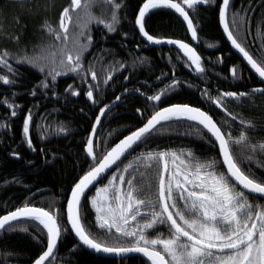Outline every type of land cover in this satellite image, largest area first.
<instances>
[{
    "label": "snow or ice",
    "instance_id": "1",
    "mask_svg": "<svg viewBox=\"0 0 264 264\" xmlns=\"http://www.w3.org/2000/svg\"><path fill=\"white\" fill-rule=\"evenodd\" d=\"M216 2L217 0H143L138 13L135 14V25L147 42H166L178 46L187 62L193 65L197 72L203 73L205 69L202 57L196 48L182 39L149 34L146 27L151 10L162 7L174 9L186 22L192 40H197L198 28L189 10L195 11L200 6ZM233 5L234 0H222L219 3V25L222 26L228 41L242 54L251 69L264 79V59L254 56L241 40L242 33L251 34L250 8H233ZM98 7L99 14L96 11ZM126 7L125 0H70V4L60 12L57 24L54 25L45 18L40 25L51 38L48 44L40 46V54H36V46H33L30 54L28 45L21 44L25 25H20L19 17L14 18L17 28L12 31L0 24V41L8 40L17 45L15 50L0 47V66L6 69V72L0 74V86L12 89L13 97L17 95L14 89L19 83L17 77L22 74L15 65L9 63L10 60L30 65L40 73H46L44 78L37 82L40 89L50 87L48 76L55 82L57 76L66 73L76 74L82 83H87L86 77L89 75L93 81H98L97 60H89L85 66V54L94 44L92 27L100 25L106 33H115L122 19L121 12ZM105 11L107 14H104ZM256 30L258 33L264 31V16L258 18ZM123 35L127 36V33ZM258 55L264 56V45L258 50ZM93 56L96 54L93 53ZM97 59L102 60L103 57ZM117 63L119 68L125 67L123 62L101 65L100 70L106 72L102 83L107 84L113 78ZM230 71L233 79L241 78L237 66H232ZM37 85L33 86L30 95H36ZM171 86H178L175 79L168 87ZM94 89L103 91L99 83L89 84L85 94L90 101L97 103L94 99ZM65 91L71 95H79L74 84L68 85ZM164 91L165 89H162L148 99L160 101ZM256 93L264 95V87L253 88L250 92L225 91L221 93L220 98H209L217 106L223 107L228 116L237 119L236 114L224 106V102L229 99L239 100ZM52 94L56 95L54 91ZM119 99L117 96L116 100ZM9 100L10 98L5 96L2 102L10 109V115L15 117L19 115V105L14 100ZM109 107V104H104L99 109L100 114L92 125V134L100 123L101 115ZM182 118L198 122V125L214 138L222 157L223 169L226 171L219 166L215 157L200 160L191 150H182L180 155L172 150H149L146 153L142 151L133 157L134 162L143 161L146 169L153 162L161 165L157 170L158 184L155 187V195L152 194L150 182L145 187V173L141 172L139 167H134L133 161L124 164L123 168L117 167L109 177L108 183L95 187L96 194L89 198L91 207L95 210L98 229L97 232L91 231L90 226L85 223L82 203L85 190L90 185L95 186L94 182L98 184V177L102 178V174L134 145L143 144L148 140L157 130V126L163 128L162 122L178 121ZM32 119V111L29 109L22 119V133L28 147L35 150L30 136ZM239 119L242 126L247 125L251 130H256L253 121L242 116ZM224 124L228 125L229 122L226 120ZM8 126L10 125L0 122V128ZM58 131L64 133L67 128L61 126ZM92 134L84 144V149L87 156L92 158L93 166H90L71 188L66 204L67 223L84 246L98 253L121 257L138 253L146 258L148 264H264V204L250 202L248 195L260 194L264 197V176L258 177L251 168L245 169L241 166L245 159L252 161L253 154L258 149L264 153V140L252 143L245 131L233 137L230 132L222 131V127L209 112L189 104H171L155 110L141 127L120 139L98 162ZM208 143L212 144L213 141L209 139ZM234 146H243L249 154L245 156L243 151H235ZM183 151L188 152L187 162L181 159ZM11 155L18 157L20 153L13 151ZM169 156L172 165H176L179 160L181 166L170 168ZM257 163L264 168V164L258 161ZM62 219L60 212L51 205L43 207L25 202L0 215V231L19 229L27 232L30 226L38 235H43L46 230V250L33 261V264H46L53 256L62 233L68 231L67 228H62ZM158 227L166 228L168 236L164 237L160 233L156 236L149 234ZM34 239L38 240V236ZM76 247L73 245L74 249Z\"/></svg>",
    "mask_w": 264,
    "mask_h": 264
},
{
    "label": "trees",
    "instance_id": "2",
    "mask_svg": "<svg viewBox=\"0 0 264 264\" xmlns=\"http://www.w3.org/2000/svg\"><path fill=\"white\" fill-rule=\"evenodd\" d=\"M69 2L70 0H0V24L12 31L17 28L14 18L19 17L20 25H25L21 44L28 45L30 54L33 46H36V54H40V46L51 41L40 25L45 18L52 24H57L60 12ZM220 2L222 0H217L216 4L200 6L195 11L189 10L198 28V39L195 43L189 37L184 22L173 9L162 7L151 10L148 18L146 30L149 34L192 43L202 57L205 69L203 73L197 72L177 49L168 46L149 47L145 43L135 25V14L138 13L143 0H125L127 7L121 12L122 19L115 33H106L100 25L92 27L94 44L85 54V66L87 61L97 60L98 81H93L89 75L86 77L87 83H82L76 74L66 73L57 76L55 82L48 76L50 87L40 89L37 82L43 79L46 73H40L30 65L9 61L22 75L17 77L19 83L14 89L16 96L11 95L12 89L0 86V122L10 125L0 128V215L25 202L43 207L51 205L60 212L63 217L62 228H67L68 231L62 233L54 255L46 264H148L145 258L139 256L113 259L88 251L71 233L66 217L67 197L71 188L80 176L93 166L84 144L92 132L95 118L104 104L110 105L121 93L127 91L100 124L95 142L97 161L122 137L142 126L155 110L176 103L189 104L209 112L222 127V131L230 132L233 137L245 131L252 143L264 140V95L256 93L239 100H226L224 106L235 113L237 119L228 116L223 107L217 106L209 98H220L221 93L225 91L250 92L253 88L264 87L225 38L219 25ZM236 7L250 8L251 34L242 33L241 40L254 56L264 59V56L258 55V50L264 45V31L258 33L256 30L258 18L264 16V2L234 0L233 8ZM96 11L99 14L100 8ZM104 14H107V11ZM123 33H127V36ZM0 47L15 50L17 45L2 40ZM102 49L109 51H101ZM93 53L96 56H93ZM109 62H123L125 67L119 68L117 63L113 78L104 84L102 81L106 72L100 69L101 65H107ZM234 65L241 73L240 79L232 78L230 69ZM3 72H6V69L0 66V74ZM173 79L177 81L178 86L169 88ZM97 83L103 91L94 89V99L98 102L93 103L85 93L89 84ZM70 84L77 87L79 95H71L65 91ZM34 85L37 86L36 95L33 96L29 93L33 91ZM162 89L165 91L160 101L148 99ZM53 91L56 95L52 94ZM5 96L10 98L9 102L14 100L19 105V115H10V109L2 102ZM29 109L33 117L30 136L35 150L28 147L22 133V119ZM241 116L253 121L256 130H251L247 125L242 126L239 119ZM226 120L228 125L224 124ZM61 126L66 127L67 131L60 133L58 130ZM209 139L213 141L212 144L208 143ZM204 147L205 149L201 150ZM149 150H191L200 160L215 157L223 169L214 139L200 125L184 118L164 122L163 128L158 126L153 135L143 144H138L117 167L133 161V157L142 151L146 153ZM234 150L243 151L245 156L249 154L243 146H234ZM13 151H18L20 155L12 156ZM257 161L264 164V153L259 149L253 154L252 161L245 159L241 166L245 169L251 168L258 177L264 176V168L258 166ZM155 165L153 162L152 167L155 168ZM115 171L116 169L113 172ZM109 177L97 187L105 184ZM149 182L153 188L152 194L155 195L157 184L146 177L145 187ZM94 193L95 188L82 203L86 225L90 226L91 231L97 232L96 214L89 200ZM256 199L264 203L263 199ZM157 233L163 235L162 228L151 232L150 235L156 236ZM37 236L40 242L34 239ZM73 245L77 247L74 249ZM46 246V230L43 235H38L30 226L27 232L19 229L1 231L0 264H33Z\"/></svg>",
    "mask_w": 264,
    "mask_h": 264
},
{
    "label": "water",
    "instance_id": "3",
    "mask_svg": "<svg viewBox=\"0 0 264 264\" xmlns=\"http://www.w3.org/2000/svg\"><path fill=\"white\" fill-rule=\"evenodd\" d=\"M174 10V9H173ZM175 11V10H174ZM178 14V13H177ZM178 16L181 18V20L183 21V18L178 14ZM184 22V24H185V26H186V28H187V25H186V22L185 21H183ZM137 28H138V26H137ZM221 29H222V31H223V28H222V26H221ZM189 32V31H188ZM224 33V32H223ZM189 34H190V32H189ZM141 36H142V34H141ZM224 36H225V38L227 39V36H226V34L224 33ZM190 37H191V34H190ZM142 38H143V40L145 41V43L149 46V47H159V46H168V47H173V48H175V49H177L182 55H183V57H185L184 56V54H183V52L181 51V50H179V48H178V46H176V45H170V44H167L166 42H164V43H161V44H155V43H151V42H147L146 41V38H144L143 36H142ZM191 40H192V38H191ZM197 40H192V42L193 43H195ZM227 41H228V39H227ZM186 43H189V42H186ZM228 43L230 44V46H231V48H232V50L239 56V57H241V59L245 62V64L247 65V67L250 69V71L256 76V77H258V79L262 82V84L264 85V79H262V78H260L259 76H258V74L257 73H255V71L253 70V69H251V67H250V65H248L247 64V62L244 60V58H243V56H242V54L241 53H239V51L237 50V49H235L233 46H232V44H231V42L230 41H228ZM189 44H191L193 47H194V45L192 44V43H189ZM195 48V47H194ZM199 54V53H198ZM185 59H186V57H185ZM125 94H127V91H125V92H123V93H121L120 95H119V97L121 98L122 96H124ZM120 102V99L119 100H115V101H113V103H111L109 106V109H106L105 110V113L103 114V115H101V120H100V123L99 124H97L96 125V131H95V133L94 134H92V132H91V134L93 135V140H94V145H95V142H96V138H97V134H98V131H99V127H100V124H101V122H102V120H103V118L107 115V113H109L111 110H113L116 106H117V104ZM176 104H182V103H176ZM169 106V105H168ZM190 106H192V105H190ZM165 107H167V106H165ZM192 107H196V106H192ZM220 107V106H219ZM204 111V110H203ZM100 114V113H99ZM98 114V115H99ZM184 119H186V118H184ZM194 122V121H193ZM95 123H96V121H95ZM162 123H164V122H162ZM195 123H197L198 124V122H195ZM141 127V126H140ZM158 127V126H157ZM202 127V126H201ZM206 132H207V130H206ZM209 134V133H208ZM128 135V134H127ZM210 135V134H209ZM126 136V135H125ZM211 136V135H210ZM123 138V137H122ZM121 138V139H122ZM213 138V137H212ZM214 139V138H213ZM119 141H117L116 143H118ZM115 143V144H116ZM114 144V145H115ZM113 145V146H114ZM137 145H134L133 146V148L130 150V151H128V152H126L124 155H122L121 156V158H120V160H118L114 165H112V166H110V168L109 169H107L106 171H105V173H103L102 174V178H100V177H98V180H99V183L98 184H96V182H94V185L95 186H93V185H90L89 186V188L88 189H86L85 190V195L82 197V202L84 201V199L86 198V196L95 188V187H97L105 178H107L115 169H116V167L118 166V164L136 147ZM217 147H218V144H217ZM90 159H92L91 157H89ZM221 158V161H222V157H220ZM98 162V161H97ZM225 171H226V169H225ZM79 180V179H78ZM78 180H77V182H78ZM71 193V192H70ZM248 194H250V195H252V196H255V197H258V198H262V199H264V197H261V195L260 194H251V193H248ZM70 195V194H69ZM66 217H67V215H66ZM68 226H69V228H70V231L72 232V230H71V226H70V224H68ZM1 232V231H0ZM72 234L74 235V237H75V239L80 243V245L82 246V247H84L85 249H87L88 251H90V252H92V253H94V254H96V255H99V256H101V257H106V258H113V259H119V258H126V257H121V256H115V255H109V254H105V253H103V252H100V253H98V252H96L95 250H93V249H89V248H87L86 246H84L83 244H82V242H80L79 240H78V237H76L75 236V233L74 232H72ZM59 241H60V239L58 240V244H59ZM58 244H57V247H58ZM57 249V248H56ZM56 249L54 250V253H55V251H56ZM46 250V249H45ZM54 255V254H53ZM132 256H139V257H142V258H145V257H143L141 254H138V253H133V254H129L127 257H132ZM52 258V257H51ZM50 258V259H51ZM146 259V258H145ZM48 262V261H47ZM46 262V263H47Z\"/></svg>",
    "mask_w": 264,
    "mask_h": 264
},
{
    "label": "flooded vegetation",
    "instance_id": "4",
    "mask_svg": "<svg viewBox=\"0 0 264 264\" xmlns=\"http://www.w3.org/2000/svg\"><path fill=\"white\" fill-rule=\"evenodd\" d=\"M69 4H70V2H69ZM205 149V147L204 148H201V150H204ZM182 152V151H181ZM181 152H176L178 155H180L181 154ZM193 154L195 155V153L193 152ZM187 158H188V152L187 151H183V155L181 156V159H183V160H185V162H187ZM168 162H169V166H170V168H174V167H176V166H181L180 165V161L178 160V161H176V165H172V160H171V157L169 156L168 157ZM156 165H155V168H153L151 171L152 172H155V175H154V180H155V182L158 184V175H157V170H158V168L161 166L160 165V163H158V162H154ZM133 164H135L137 167L139 166V163H138V165H137V163L136 162H134ZM135 167V166H134ZM121 168H123V166H121ZM152 175H153V173H151L150 174V176H149V178H152ZM249 195V200H250V202H257V203H261V204H264L263 202H261V201H258L256 198H258V197H255V196H253L254 197V199H252V195H250V194H248ZM259 199H262V198H259ZM264 200V199H263ZM159 228H162V232H163V236H165V237H167V235H168V232H167V229L166 228H163V227H158V228H156V230H158ZM151 233V232H150ZM149 233V234H150Z\"/></svg>",
    "mask_w": 264,
    "mask_h": 264
},
{
    "label": "rangeland",
    "instance_id": "5",
    "mask_svg": "<svg viewBox=\"0 0 264 264\" xmlns=\"http://www.w3.org/2000/svg\"><path fill=\"white\" fill-rule=\"evenodd\" d=\"M138 167H139V169H140L141 172H144V173H145V177H147V178H149L150 174L153 173L151 180H152L153 182H155V180H154L155 172H152V171H151V170L153 169L152 165H151L149 168L146 169V168L144 167V162L141 161V163L139 164ZM137 175H139V173H137ZM106 183H108V181H107ZM155 184H157V183L155 182ZM103 185H104V184H103ZM103 185H102V186H103ZM102 186H100V187H102ZM95 194H96V192H95L92 196H94Z\"/></svg>",
    "mask_w": 264,
    "mask_h": 264
},
{
    "label": "bare ground",
    "instance_id": "6",
    "mask_svg": "<svg viewBox=\"0 0 264 264\" xmlns=\"http://www.w3.org/2000/svg\"><path fill=\"white\" fill-rule=\"evenodd\" d=\"M190 37V36H189ZM109 177V176H108ZM69 227V226H68ZM70 229V228H69ZM72 233V232H71Z\"/></svg>",
    "mask_w": 264,
    "mask_h": 264
}]
</instances>
